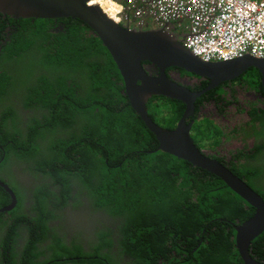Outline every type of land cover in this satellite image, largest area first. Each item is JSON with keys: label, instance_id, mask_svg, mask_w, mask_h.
Instances as JSON below:
<instances>
[{"label": "trees", "instance_id": "trees-1", "mask_svg": "<svg viewBox=\"0 0 264 264\" xmlns=\"http://www.w3.org/2000/svg\"><path fill=\"white\" fill-rule=\"evenodd\" d=\"M21 19L24 23L31 20ZM58 21L64 25L54 32L52 27ZM36 22V34L25 29L23 45L6 44L0 56V167L12 162L7 176L0 178L17 199L11 211L0 213L4 253L6 236L14 239L17 220L25 219L22 207L29 193L31 200L35 196L43 201L40 207L49 210L43 194L47 189L53 194L51 198L59 199L57 181L63 192L76 190L83 200L92 202H76L74 206L86 211L106 208L119 220L116 246L120 260L126 257L128 264H243L231 222L251 217L254 207L216 175L156 150L159 143L154 134L121 92L123 82L115 62L87 24L70 17L35 18ZM25 40L29 41L26 48ZM32 45L37 50H31ZM26 51L36 53L30 74L35 73L37 83L31 82L32 78L28 83V77L23 76L21 84H13L16 79L9 67ZM149 104V116L158 124L164 121L160 125L169 128L183 113L181 104L170 109V116L166 102H161L159 117ZM260 119L253 110L249 130L237 124L230 131L244 143L232 154L237 163L234 166L236 160L232 161L230 169L264 199V122L261 128L256 124ZM207 122L206 129L197 121L192 126V139L199 149L206 139L214 145L221 142L223 132ZM211 133L215 135L211 137ZM251 183L261 186V191ZM10 200L9 193L0 187V208ZM46 219L36 218L37 230L30 232L22 245V260L38 257ZM55 239L63 251L61 238ZM249 252L257 261H264V230L251 240ZM73 254L82 258L85 251L81 247ZM107 257L108 264H115L114 253ZM34 258L30 264L48 260Z\"/></svg>", "mask_w": 264, "mask_h": 264}, {"label": "water", "instance_id": "water-1", "mask_svg": "<svg viewBox=\"0 0 264 264\" xmlns=\"http://www.w3.org/2000/svg\"><path fill=\"white\" fill-rule=\"evenodd\" d=\"M0 13L15 19L70 17L87 24L115 62L130 106L159 143L156 150L169 153L216 175L254 207V214L235 227V245L243 264H264V261L253 259L249 252L251 240L264 230V199L228 167L199 149L190 135L193 122L186 121L193 115L194 102L203 92L214 88L220 82L237 78L251 67L261 74L264 90V59L243 55L227 61H203L167 30L127 28L116 22L92 0H0ZM61 27L59 24L55 31ZM144 61L155 64L160 69V77L148 74L142 64ZM171 66L205 78L209 83L202 90L191 91L167 77L164 70ZM152 94L178 99L185 103L184 112L174 128H165L149 116L146 101ZM0 186L11 198L7 205L0 208L1 213L13 209L17 199L8 184L1 179Z\"/></svg>", "mask_w": 264, "mask_h": 264}, {"label": "flooded vegetation", "instance_id": "flooded-vegetation-1", "mask_svg": "<svg viewBox=\"0 0 264 264\" xmlns=\"http://www.w3.org/2000/svg\"><path fill=\"white\" fill-rule=\"evenodd\" d=\"M106 5L110 6L112 11L116 9L113 11V16L120 24L129 26V13L125 8L117 5L112 6L111 4ZM121 10L125 11L122 12ZM33 23L34 19L24 23L21 18L15 19L9 15H2L0 13V56L3 51V47L6 46V44L16 45L18 42L21 43V41H23L22 37L25 29L32 30L34 34H36V27ZM59 24L62 25V27L64 25L62 21H58V23L54 24L52 27L54 32L62 29L61 27L59 30L55 31V28L58 27ZM169 29L170 30H168V32L174 34L175 36L179 34L178 32H173L176 29V24H172ZM142 64L144 68H146L145 70L148 74L154 77H160V69L155 64L148 61H144ZM249 69L238 76L241 79L234 78L220 82L214 88L203 92L194 102L193 115L186 119L187 122H193L192 126L195 121L199 123L201 120L205 119L204 121H210L214 127L223 132L221 135V142L219 144L214 145L210 142L201 143V147H228L227 149L220 150L219 148H216L214 150H206L205 148H201V150L203 149L204 151H202L205 154L218 160L222 164L225 162L226 164L223 165L229 169L231 167L230 163L237 159L236 157L234 158L232 154L239 152V148L244 147L242 140L238 139L230 131L236 128L237 124H240L243 129L249 130L252 126L250 120L252 118L253 110H255V114H259L261 116V119L256 121L258 128H261V125L264 122V90L261 84V74L253 67H251V70L249 71L250 73L247 74ZM164 72L169 79L181 86H186L191 91L202 90L209 83L207 79L195 76L193 73L186 72L178 67H168L164 70ZM251 73L253 74L251 75ZM253 77L254 79L252 80ZM120 84L121 83L119 81V86ZM121 92L124 94V84ZM157 101L158 103H154L151 109H157L159 103L166 102V109H169L170 116V109L173 106L175 107L183 104L182 112H184L186 107L185 103L178 99H171L163 95L155 94H152L147 99L146 103L149 102L151 104V102ZM164 114H166V111ZM161 115L162 114L160 113L158 116L160 117ZM177 122L178 121H176L172 128L176 126ZM192 126L190 129L191 137L194 134ZM163 127L171 129L167 124ZM229 142H232V144ZM230 150H232V153H230ZM236 163L237 160L234 162V166ZM54 183L58 190L57 196L60 198H51L53 194L49 193L47 189H45L47 193L43 194V196L47 199L45 203L49 206V210L42 209L40 206L43 201H37L35 196H32L31 200V193H29V197L24 201L22 207L25 219H18L17 224H15L17 236H15L14 239H10L6 236L5 241L7 248L5 253L3 251V246L0 243V264H30V261L35 256L27 259L24 258V260H22V245L27 242L26 238L31 236L30 232L35 229L37 230L35 224L37 217L47 218V229L44 233L46 234L45 236H43L44 234L39 236H43V238L42 241L38 243V257L34 258V261H43L48 259L44 262V264H51L54 261L57 264H97L96 261L99 260L108 264L109 257L107 256L114 253L116 255L115 261L111 260L114 261L115 264H128L126 257L120 260V249L116 246V244H118V230L116 227L119 220L111 217L106 208L98 209L92 207L89 211H86L84 207L74 206L76 205V202L84 205H89L92 202L89 200H83L81 196L76 193V190L72 191L71 189L67 194V192H63L61 190L59 182L54 181ZM34 187L35 184L30 186V189H33ZM33 205L35 208H31ZM40 211H45V213H39ZM36 212H38V214H35ZM31 215L35 216L34 220L30 219ZM10 217L15 219L14 215ZM249 218H246L244 221ZM244 221L240 222L238 220L236 224L231 222V227L235 230V227L242 224ZM51 233H55L56 236L53 237ZM56 237L61 238L65 247L63 251L61 250L59 243L56 241ZM110 241H112L115 245L109 247L108 242ZM81 247L83 248V252L85 251L84 257L79 258L78 256H74V251L77 248L81 249ZM59 252H63V254L58 255ZM52 256L54 257L51 258ZM250 256L256 260L252 254H250ZM161 257L162 256H160L159 259ZM72 258L83 262L73 263L71 261ZM91 260H93V262H90Z\"/></svg>", "mask_w": 264, "mask_h": 264}, {"label": "built area", "instance_id": "built-area-1", "mask_svg": "<svg viewBox=\"0 0 264 264\" xmlns=\"http://www.w3.org/2000/svg\"><path fill=\"white\" fill-rule=\"evenodd\" d=\"M129 13V28L170 30L203 61L243 55L264 59V0H112Z\"/></svg>", "mask_w": 264, "mask_h": 264}, {"label": "rangeland", "instance_id": "rangeland-1", "mask_svg": "<svg viewBox=\"0 0 264 264\" xmlns=\"http://www.w3.org/2000/svg\"><path fill=\"white\" fill-rule=\"evenodd\" d=\"M38 22H36V23H34V26L35 27H38ZM28 44H29V41L28 40H25V42H24V45H25V48L28 46ZM23 45V42H21L20 44H19V46H22ZM18 46V47H19ZM31 50H37V48L35 47V45H32L31 46ZM34 57H37L36 56V53H35V51L34 52H30V53H28L27 51H26V53H24V55H22V57H20L17 61H15L14 63H12L11 65H10V67H9V70H11L12 71V73H13V77H14V79H16V80H14V83L13 84H21V77H23V76H25V77H28V83H30L29 82V78H32V81L31 82H33V83H37V81L35 80V73L33 74V75H31L30 74V68H32L33 67V58ZM8 63H9V61L7 62V65H8ZM35 66V65H34ZM35 68H36V66H35ZM39 69V68H38ZM250 70H248V73L247 74H249L250 72H249ZM31 72H37V70H33V71H31ZM253 73H251V75H252ZM12 84V85H13ZM154 105V102H151V104H150V109H151V107ZM157 112L158 113H160L161 111H162V108H160V107H158L157 109ZM161 123V122H160ZM207 125H208V123L206 122V121H201V122H199V126L202 128V129H206V127H207ZM213 130V129H212ZM224 130H225V128H224ZM215 134L214 133H211V137L212 136H214ZM209 142V139H206V143H208ZM229 143H231L232 144V142H229ZM203 148H205L206 150H214V149H216V148H219L220 150H224V149H227L228 147H216V148H213V147H203ZM203 150V149H202ZM204 151V150H203ZM11 160H9L5 165H3V166H1L0 167V177H2V176H7V174H8V170H9V168H10V166H11ZM243 170L244 169H241V171L243 172ZM244 173V172H243ZM249 181H251V179H249ZM252 182V181H251ZM252 184V183H251ZM253 186H254V188H258L257 190L258 191H261V186H256V185H254V184H252Z\"/></svg>", "mask_w": 264, "mask_h": 264}, {"label": "bare ground", "instance_id": "bare-ground-1", "mask_svg": "<svg viewBox=\"0 0 264 264\" xmlns=\"http://www.w3.org/2000/svg\"><path fill=\"white\" fill-rule=\"evenodd\" d=\"M92 2H94V3H97V4H99L100 5V7H102L107 13H109V15H111V17L116 21V22H118L116 19H115V17L113 16V11H115L116 9H114L113 11L111 10V7L110 6H107L106 4H111L112 6H115V5H117V6H120V5H118L117 3H115L114 1H112V0H92ZM104 3H106V4H104ZM121 7V6H120ZM122 12H124L125 10H121ZM119 23V22H118ZM122 25V24H121ZM124 26V25H123ZM125 27H127V28H129V26H125Z\"/></svg>", "mask_w": 264, "mask_h": 264}]
</instances>
